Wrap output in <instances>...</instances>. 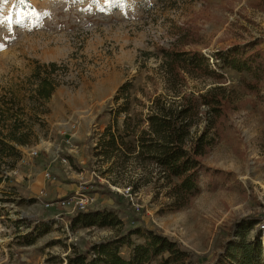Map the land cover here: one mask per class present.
Segmentation results:
<instances>
[{
  "label": "rangeland",
  "instance_id": "1",
  "mask_svg": "<svg viewBox=\"0 0 264 264\" xmlns=\"http://www.w3.org/2000/svg\"><path fill=\"white\" fill-rule=\"evenodd\" d=\"M0 20V264H69L75 249L86 251L116 234L109 228L73 227L69 216L75 212L64 222L51 220L67 210L45 205L51 200L40 194L37 174L49 167L56 186L76 180L77 185L98 180L128 186L146 176L134 159L127 163L132 166L127 175H104L113 163L97 155L96 146L113 119L111 111L125 102L124 96L115 100L123 84H131V105L128 114L119 115L120 125L136 113L146 120L157 95L177 100L178 91L199 94L213 85L187 74L179 81L167 76L165 52L181 28L199 30L200 43L186 48L206 54L252 41L264 47V0H0ZM218 70L230 87L241 89L240 73ZM48 90L49 96L43 95ZM261 95L230 114L225 137L205 159L207 167L228 174L214 177L217 188L202 177L201 192L180 209L172 207L168 187L143 184L137 192L149 224L209 260L221 251L213 240L219 228L264 212V86ZM84 120L88 134L75 137ZM75 139L86 157L83 161L80 153L78 166L71 158ZM74 170L93 172V178L77 179ZM120 253L129 258L130 248Z\"/></svg>",
  "mask_w": 264,
  "mask_h": 264
},
{
  "label": "trees",
  "instance_id": "2",
  "mask_svg": "<svg viewBox=\"0 0 264 264\" xmlns=\"http://www.w3.org/2000/svg\"><path fill=\"white\" fill-rule=\"evenodd\" d=\"M201 40L202 34L195 26L181 28L176 42L165 52V64L167 76H172L173 81L185 80V74L212 81L213 85L206 91L199 94L178 91L177 100L157 95L148 106L146 120L136 113L135 117L126 116L120 125L119 115L130 110L131 84L127 82L120 87L115 100L124 96L125 102L116 113L111 111L113 119L100 136L97 155L113 163L104 175L111 171L118 172L119 177L127 175L132 167L127 163L134 159L143 166L141 173L146 176L141 174L128 186L111 182L121 187L120 190L113 189L109 182L88 183L86 192L95 201L88 209L76 210L69 216L73 227L109 228L116 234L91 244L86 251L75 249L68 257L69 264H264L263 233L259 225L264 212L219 228L213 240L221 251L209 260L207 255H197L179 239L149 224L146 205L138 198L137 192L143 184H153L155 189L168 187L172 207L180 209L201 192L202 177H210L209 185L217 188L214 177L225 178L228 174L207 167L205 159L225 137L230 114L253 103L254 96L262 97L264 47L261 41L217 50L211 57L200 49L186 48ZM219 68L240 73L241 89L230 87ZM49 94V90L43 93ZM201 121L203 128L195 131ZM104 199H111L114 204H104ZM57 213L66 215V211ZM252 231H255L253 235ZM31 243L29 240L28 244ZM123 247L130 248L129 258L120 253Z\"/></svg>",
  "mask_w": 264,
  "mask_h": 264
},
{
  "label": "crops",
  "instance_id": "3",
  "mask_svg": "<svg viewBox=\"0 0 264 264\" xmlns=\"http://www.w3.org/2000/svg\"><path fill=\"white\" fill-rule=\"evenodd\" d=\"M88 122L86 120H84V122H83L84 125L83 126L81 125L80 128L78 129V131L75 132V134H74L75 137H80L81 138V137L85 136L86 134H88V131H87V125L89 124ZM99 135H101V134H99ZM66 138H67V136L65 137V139ZM76 141L78 142V140H76ZM77 142H73L75 145H73L74 148H71V151H74L73 153H75V155H74L75 158H73L72 156H71V158H72L73 164L76 165V166H78L76 161L77 160L79 161L80 153H82V155H83L82 156L83 161L86 160V157L83 154V150H82L84 147H83V145L79 147L78 144H80V143L79 142L77 143ZM87 159H88V157H87ZM64 165H63V170L66 171L67 170V166H64ZM47 170H50V168L47 167L42 172L37 174V178H36V182L35 183L36 184L38 183L37 186L39 185V187H40V190H39L40 194H43L44 196H47L49 200H54V199H57L59 197H64V196H66L69 193H73L74 189H77V187H78V185H77L78 182H76L77 180L69 182L70 186H66L65 185L66 186L65 187V186H60V184L58 186H56L55 181L51 180V179H49V182H50L49 183V188H47L48 179H47V177L45 176V173H44ZM74 171L75 172L72 173V175L77 177V179L79 177H82L84 174H85V177L88 178V180H92V178H93V172L90 174L86 170H84V171H86V173H84L83 171H80V172H78V171L76 172V170H74ZM36 172H37V170H36ZM43 173H44V177H45L46 180L42 179V177H41ZM70 173L68 175H70ZM35 183L32 185V187H34ZM53 185H55V187ZM38 198L41 199L40 196H38Z\"/></svg>",
  "mask_w": 264,
  "mask_h": 264
},
{
  "label": "built area",
  "instance_id": "4",
  "mask_svg": "<svg viewBox=\"0 0 264 264\" xmlns=\"http://www.w3.org/2000/svg\"><path fill=\"white\" fill-rule=\"evenodd\" d=\"M207 56L211 57L210 54H206ZM60 150L62 152L61 146L57 148V154L60 153ZM39 153V150H33L32 155H37ZM55 157L58 158V156L55 154ZM61 161L63 163H68V157L63 156ZM45 176L51 180H54L56 176L53 174V172L46 171ZM88 188V183L85 181H82L79 183L77 190L73 193H69L64 197L57 198L55 200H51L50 202H46L45 205L47 207H57L60 209H66L67 212L66 214L75 212L76 210H86L94 201L95 197L89 195L86 190ZM51 220H56V222H64L66 221V217L62 213H57L53 219ZM262 228H264V223L260 225Z\"/></svg>",
  "mask_w": 264,
  "mask_h": 264
},
{
  "label": "snow or ice",
  "instance_id": "5",
  "mask_svg": "<svg viewBox=\"0 0 264 264\" xmlns=\"http://www.w3.org/2000/svg\"><path fill=\"white\" fill-rule=\"evenodd\" d=\"M4 3H7V0H3ZM5 19H10L9 17H5ZM4 21L0 20V24H2Z\"/></svg>",
  "mask_w": 264,
  "mask_h": 264
}]
</instances>
